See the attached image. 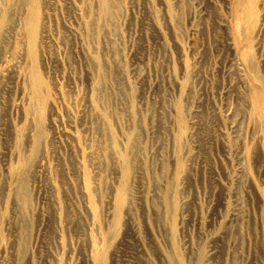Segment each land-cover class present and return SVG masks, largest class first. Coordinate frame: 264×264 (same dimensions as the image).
<instances>
[{
    "label": "rangeland",
    "instance_id": "obj_1",
    "mask_svg": "<svg viewBox=\"0 0 264 264\" xmlns=\"http://www.w3.org/2000/svg\"><path fill=\"white\" fill-rule=\"evenodd\" d=\"M31 2L0 0V264H264V0Z\"/></svg>",
    "mask_w": 264,
    "mask_h": 264
},
{
    "label": "bare ground",
    "instance_id": "obj_2",
    "mask_svg": "<svg viewBox=\"0 0 264 264\" xmlns=\"http://www.w3.org/2000/svg\"><path fill=\"white\" fill-rule=\"evenodd\" d=\"M107 1H108V0H107ZM28 2H30V0H28ZM32 2H33V0H32ZM32 2H31V3H32ZM106 3H107V2H106ZM28 4H29V3H28ZM107 4H108V3H107ZM31 5H32V4H31ZM104 5H105V4H104ZM108 7H109V6H108ZM111 8H112V7H110V10H111ZM104 12H105V11H104ZM108 13H109V12H108ZM111 13H112V11H111ZM105 14H106V12H105ZM105 14H104V15H105ZM109 14H110V13H109ZM102 16H103V14H102ZM108 17H109V16H108ZM36 19H37V18H36ZM106 19H107V18H106ZM28 26H29V24H28ZM31 36H33V35H31ZM3 37H4V36H3ZM32 39H33V38H32ZM2 42H3V41H2ZM31 56H32V55H31ZM34 79H35V78H34ZM36 79H37V78H36ZM38 81L41 82L39 79H38ZM38 81H37V80L35 81V83H36V84H34V85H35V89H38L41 85H43L42 83H39ZM30 84H31V83H30ZM40 84H41V85H40ZM32 86H33V85H32ZM42 87H43V86H42ZM43 88H44V87H43ZM40 89H41V88H40ZM31 90H32V89H31ZM38 90H39V89H38ZM38 90H37V91H38ZM39 91H40V90H39ZM41 91H42V90H41ZM41 91H40V92H41ZM34 92H35V90H34ZM40 92H39V93H40ZM37 93H38V92H37ZM39 93H38V95H39ZM40 97H42V96H40ZM34 98H35L34 100L37 101L36 99L39 98V97L37 96V98H36V97H34ZM41 99H42V98H41ZM41 101H42V100H41ZM41 103H43V102H41ZM39 105H40V103H39ZM41 105H42V104H41ZM32 106H33V105H32ZM42 106H43V105H42ZM246 107H247V106H246ZM29 108H30V107H29ZM38 108L40 109V107H38ZM53 108H55V107H53ZM32 109H33V108H32ZM39 109H38V110H39ZM252 109H253V108H252ZM35 112H36V111H35ZM33 114H34V113H33ZM34 138H35V137H34ZM37 138H38V137H36V139H37ZM38 140H39V139H38ZM36 141H37V140H36ZM35 143H36V142H35ZM35 145H36V144H35ZM38 146H39V145H38ZM36 147H37V146H36ZM34 148H35V147H34ZM38 148H39V147H38ZM35 149H36V148H35ZM38 151H39V150H38ZM35 152H36V151H35ZM35 152H34V154H37V153H35ZM34 154H33V156H34ZM37 155H38V154H37ZM37 155H36V157H37ZM31 156H32V155H31ZM36 157H35V158H36ZM32 162H33V161H32ZM28 164H29V162H28ZM130 165H131V164H130ZM25 167H26V165H25ZM25 167H24V168H25ZM131 168H132V167H131ZM21 169H22V168H21ZM25 169H26V168H25ZM125 171H126V170H125ZM131 172H132V171H131ZM16 175H17V174H16ZM126 175H127V174H126ZM19 176H20V175H19ZM122 176H123V175H122ZM20 179H21V178H20ZM20 179H17V180H20ZM21 180H22V179H21ZM23 181H24V180H23ZM126 181H127V180H126ZM128 185H129V184H128ZM20 186H21V185H20ZM20 188H21V187H20ZM22 189H23V188H22ZM24 190H25V189H24ZM124 191H127L125 184H124ZM123 195H124V194H122V193L120 192L119 201H120L121 204H123V201H124V198H123L124 196H123ZM89 254H90V253H89ZM95 257H96V255H95Z\"/></svg>",
    "mask_w": 264,
    "mask_h": 264
}]
</instances>
